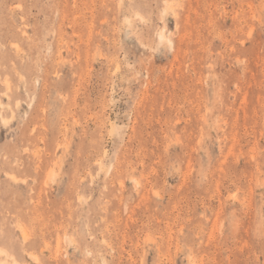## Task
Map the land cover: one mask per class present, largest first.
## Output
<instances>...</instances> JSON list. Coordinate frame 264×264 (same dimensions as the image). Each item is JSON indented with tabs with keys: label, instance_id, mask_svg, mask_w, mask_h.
Here are the masks:
<instances>
[{
	"label": "rangeland",
	"instance_id": "rangeland-1",
	"mask_svg": "<svg viewBox=\"0 0 264 264\" xmlns=\"http://www.w3.org/2000/svg\"><path fill=\"white\" fill-rule=\"evenodd\" d=\"M0 264H264V0H0Z\"/></svg>",
	"mask_w": 264,
	"mask_h": 264
},
{
	"label": "bare ground",
	"instance_id": "bare-ground-1",
	"mask_svg": "<svg viewBox=\"0 0 264 264\" xmlns=\"http://www.w3.org/2000/svg\"><path fill=\"white\" fill-rule=\"evenodd\" d=\"M162 34H164V33H162ZM162 34H160V38H161V40H163V39L166 38V37H165L164 35H162Z\"/></svg>",
	"mask_w": 264,
	"mask_h": 264
}]
</instances>
